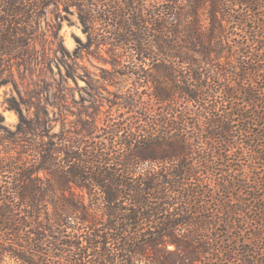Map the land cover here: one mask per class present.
<instances>
[{
  "label": "trees",
  "instance_id": "16d2710c",
  "mask_svg": "<svg viewBox=\"0 0 264 264\" xmlns=\"http://www.w3.org/2000/svg\"><path fill=\"white\" fill-rule=\"evenodd\" d=\"M52 7L153 63L151 118L0 121V264H264V0H0V65L30 66Z\"/></svg>",
  "mask_w": 264,
  "mask_h": 264
},
{
  "label": "rangeland",
  "instance_id": "374dc122",
  "mask_svg": "<svg viewBox=\"0 0 264 264\" xmlns=\"http://www.w3.org/2000/svg\"><path fill=\"white\" fill-rule=\"evenodd\" d=\"M256 13L264 21V9ZM44 33L45 41L37 46L28 68L17 66L18 62L9 57L1 62L0 121H5L9 129L15 130L20 121L16 107L22 110L24 121H59L57 131L61 126L65 131L72 130L73 123L79 121L150 120L145 106L153 102V85L145 77L154 73L152 62L134 61L119 54L113 64L107 45L97 53L92 52L96 50L93 46L91 52L86 51L87 38L76 11L66 13L52 7L44 22ZM177 66L182 68L185 64ZM128 69H132V74ZM35 104L40 108H35ZM181 104L185 106V102ZM242 220L239 216L218 214L212 231H226V235L234 228L232 239L251 246L248 231H254L256 226L249 220L239 222Z\"/></svg>",
  "mask_w": 264,
  "mask_h": 264
}]
</instances>
